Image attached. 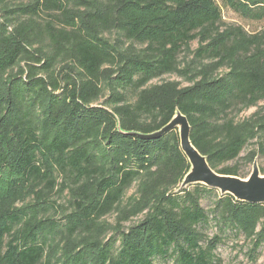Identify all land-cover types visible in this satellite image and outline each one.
<instances>
[{
	"label": "trees",
	"instance_id": "trees-1",
	"mask_svg": "<svg viewBox=\"0 0 264 264\" xmlns=\"http://www.w3.org/2000/svg\"><path fill=\"white\" fill-rule=\"evenodd\" d=\"M222 3L264 22V0ZM176 108L214 170L264 173V25L226 23L217 0H0V264H221L229 234L255 262L264 204L180 189L177 129H118Z\"/></svg>",
	"mask_w": 264,
	"mask_h": 264
},
{
	"label": "water",
	"instance_id": "water-1",
	"mask_svg": "<svg viewBox=\"0 0 264 264\" xmlns=\"http://www.w3.org/2000/svg\"><path fill=\"white\" fill-rule=\"evenodd\" d=\"M188 119L180 109L176 108L170 121L156 131L150 133L124 131L120 124H118V129L126 134H137L144 139H155L170 130L177 129L180 147L190 164L181 181L180 189L196 184L205 185L219 190L223 195L230 194L238 201L264 204V173L261 171L259 158L254 159L251 171L246 177L217 172L210 166L207 157L192 143L191 125Z\"/></svg>",
	"mask_w": 264,
	"mask_h": 264
},
{
	"label": "rangeland",
	"instance_id": "rangeland-1",
	"mask_svg": "<svg viewBox=\"0 0 264 264\" xmlns=\"http://www.w3.org/2000/svg\"><path fill=\"white\" fill-rule=\"evenodd\" d=\"M217 2L221 5L222 7V13H223V19L226 23H232V24H238V25H242L243 28H245L247 31L249 32H253V31H258V29L262 28V26L264 25V22H251V21H247L244 20V18H241L239 16V14H237L235 11L223 6L222 0H217ZM197 46V43H193L192 48H195ZM186 55V59L187 57L189 58V54L185 53L184 57ZM162 80H177V81H181V79L175 75V74H167L164 75L162 78H158L155 79L153 81V83L156 82H161ZM254 111H256V108H251L248 109L244 112H242L239 115V118H244L247 117L248 115H251ZM246 151H244L245 153ZM243 153V154H244ZM259 163H260V159H259ZM251 165L248 166V171H251ZM6 175L5 174H0V186H6L7 183V179H6ZM134 191V189L130 190V193ZM56 197L57 200H59L60 202H64L66 201V196L64 195H59L54 196V198ZM213 200L212 198L206 197L204 199L203 204L208 208L211 204V201ZM137 218H135L134 220H136ZM104 220H107L109 223L114 224L115 223V215H108L106 217H104ZM129 223H126V225H128ZM209 235H213V233L217 230L216 225L214 223V221H212V223L209 226ZM223 243H220V245L218 246L216 252L218 254V256L221 258L222 263L221 264H264V245L259 249V257L258 259L254 262L251 261L248 255V248H249V244L247 243L248 241L246 240L245 237H243L242 235L237 236L234 234H229L227 237L224 238V240L222 241ZM160 264H174V262L172 260L170 261H166V262H161Z\"/></svg>",
	"mask_w": 264,
	"mask_h": 264
}]
</instances>
